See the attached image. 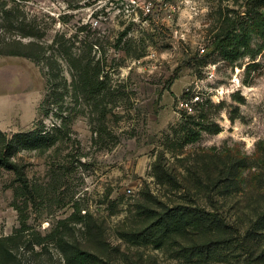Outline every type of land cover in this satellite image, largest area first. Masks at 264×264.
<instances>
[{"label":"rangeland","instance_id":"374dc122","mask_svg":"<svg viewBox=\"0 0 264 264\" xmlns=\"http://www.w3.org/2000/svg\"><path fill=\"white\" fill-rule=\"evenodd\" d=\"M246 4L247 0L25 3L27 12L41 18L49 35L58 30L72 31L83 23H89L92 31H101L105 36L102 44L114 59L110 61L114 71L110 76L118 99L109 117L111 135L105 141L94 139L90 120L81 115L73 125L71 141L45 152L16 150L15 158L32 187L28 201L25 197L16 200V175L0 167V239L21 226L18 204L28 219L26 235H39L46 247L43 252L40 246H35L36 252L20 248L17 264H67L55 244L47 240V234L60 220L73 214L82 221L74 224V237L85 245L83 224L90 222L91 216L93 222L104 227L108 248L100 251L115 264H186L175 259L169 248L136 247L122 235L135 222L138 200L148 189L159 191L152 177L156 158L164 153L173 162L164 137L181 119L180 110L186 107L184 92L200 95L198 101L210 99L214 105L209 109L210 117L221 126L219 133H204L197 142L187 145L185 156L217 152L256 158L258 144L264 140V47L260 50L264 40L252 35L250 49L256 53L254 57L247 55L232 62L213 53L205 66L201 63V57L210 53L226 17L243 15L248 9ZM98 9L103 11L96 19L94 13ZM126 30L127 36L119 43ZM46 88V77L33 61L0 55L1 98L22 93L28 96L26 110L35 113L38 106L37 116L30 123L13 122L14 126L2 131L11 137L31 130L39 118ZM69 102V97L61 102L68 111ZM53 121L45 119L48 126ZM251 172L244 170L245 187ZM249 202V194H237L228 200L227 209L236 215V210ZM225 264L239 262L234 258Z\"/></svg>","mask_w":264,"mask_h":264},{"label":"trees","instance_id":"16d2710c","mask_svg":"<svg viewBox=\"0 0 264 264\" xmlns=\"http://www.w3.org/2000/svg\"><path fill=\"white\" fill-rule=\"evenodd\" d=\"M27 1L0 0V55L33 61L47 82L33 128L11 137L0 130V167L15 173V198L25 197L26 201L33 192L25 169L15 158L16 150L45 152L71 141L73 125L81 115L90 120L94 139L105 141L111 135L109 117L118 99L110 76L114 59L102 44L105 36L101 31H92L89 23H83L72 31L49 35L41 18L27 12ZM246 5L243 15L226 17L210 53L201 57L202 66L213 53L232 62L256 55L250 46L253 34L264 40V0H247ZM102 11L96 10V19ZM127 34L124 31L118 42ZM199 96L183 93L186 107L180 110L181 119L164 137L173 162L164 153L156 158L152 177L159 191L148 189L138 200L135 222L122 236L136 247L169 248L175 259L186 264H225L234 258L239 264H264V140L253 159L217 152L185 156V147L202 134L221 131L209 114L214 105L210 99L198 101ZM65 97L70 99L69 111L61 103ZM47 118L54 119L50 126ZM246 169L252 171L247 187L243 185ZM243 193L250 195V202L233 215L227 209L228 200ZM16 207L21 226L0 239V264H17L20 248L32 252H36L35 246H40L41 252L46 249L39 235L28 238V219L18 204ZM79 220L76 214L60 220L47 240L55 244L67 264H115L100 251L108 248L104 227L91 216L90 222L83 224L85 245L74 237V224L82 222Z\"/></svg>","mask_w":264,"mask_h":264},{"label":"crops","instance_id":"0c3cea01","mask_svg":"<svg viewBox=\"0 0 264 264\" xmlns=\"http://www.w3.org/2000/svg\"><path fill=\"white\" fill-rule=\"evenodd\" d=\"M22 93H12L10 96H0V129L4 130L7 127L14 126L13 122L18 125H24L25 123H30L37 116L34 110H29L28 105V96L21 95ZM39 105V103H38ZM26 112V114H25ZM12 120L11 124L7 120Z\"/></svg>","mask_w":264,"mask_h":264}]
</instances>
